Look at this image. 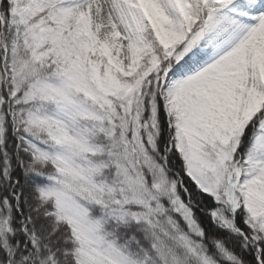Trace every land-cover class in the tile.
Instances as JSON below:
<instances>
[{
    "label": "snow or ice",
    "instance_id": "snow-or-ice-1",
    "mask_svg": "<svg viewBox=\"0 0 264 264\" xmlns=\"http://www.w3.org/2000/svg\"><path fill=\"white\" fill-rule=\"evenodd\" d=\"M0 264H264V0H0Z\"/></svg>",
    "mask_w": 264,
    "mask_h": 264
}]
</instances>
